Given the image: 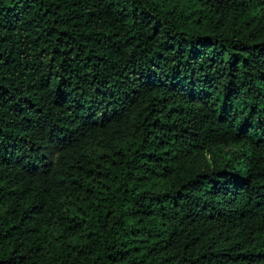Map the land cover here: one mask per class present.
<instances>
[{
	"label": "trees",
	"instance_id": "obj_1",
	"mask_svg": "<svg viewBox=\"0 0 264 264\" xmlns=\"http://www.w3.org/2000/svg\"><path fill=\"white\" fill-rule=\"evenodd\" d=\"M0 264H264V0H0Z\"/></svg>",
	"mask_w": 264,
	"mask_h": 264
}]
</instances>
